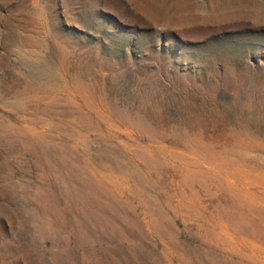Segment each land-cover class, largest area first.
<instances>
[{
  "label": "rangeland",
  "instance_id": "374dc122",
  "mask_svg": "<svg viewBox=\"0 0 264 264\" xmlns=\"http://www.w3.org/2000/svg\"><path fill=\"white\" fill-rule=\"evenodd\" d=\"M0 264H264V0H0Z\"/></svg>",
  "mask_w": 264,
  "mask_h": 264
},
{
  "label": "bare ground",
  "instance_id": "6f19581e",
  "mask_svg": "<svg viewBox=\"0 0 264 264\" xmlns=\"http://www.w3.org/2000/svg\"><path fill=\"white\" fill-rule=\"evenodd\" d=\"M51 69H53V68H51ZM57 73V72H56Z\"/></svg>",
  "mask_w": 264,
  "mask_h": 264
}]
</instances>
